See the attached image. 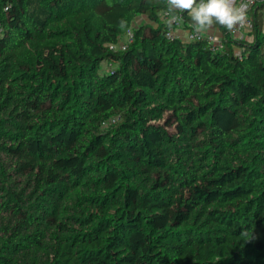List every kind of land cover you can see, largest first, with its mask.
<instances>
[{"label":"trees","instance_id":"obj_1","mask_svg":"<svg viewBox=\"0 0 264 264\" xmlns=\"http://www.w3.org/2000/svg\"><path fill=\"white\" fill-rule=\"evenodd\" d=\"M166 8L0 0V264H264V0L221 49Z\"/></svg>","mask_w":264,"mask_h":264},{"label":"clouds","instance_id":"obj_2","mask_svg":"<svg viewBox=\"0 0 264 264\" xmlns=\"http://www.w3.org/2000/svg\"><path fill=\"white\" fill-rule=\"evenodd\" d=\"M168 12L188 13L194 23L195 30L200 32L219 24L229 31L247 22L249 5H236L235 0H167ZM182 15H171L168 27L171 29L175 22L181 21ZM121 28L125 22H120Z\"/></svg>","mask_w":264,"mask_h":264},{"label":"built area","instance_id":"obj_3","mask_svg":"<svg viewBox=\"0 0 264 264\" xmlns=\"http://www.w3.org/2000/svg\"><path fill=\"white\" fill-rule=\"evenodd\" d=\"M257 0H235V3L237 6H239L241 3H247L249 5L248 7V12H247V22L243 26H237L234 28L232 31L227 30L226 28L222 27L221 31V37H216L213 33H209L206 31H200L197 32L195 30V27L193 26H186L184 23V20L182 19L181 21L175 22L173 27L170 29L168 27V21L171 18V15H181L179 12L175 13H169L168 8L163 9L161 11V19L166 23V36L169 39H176L179 38L181 40H194V39H201L205 38L211 45L212 49H221L223 48V40H222V35L226 33L232 38H238L242 37L248 30L252 28V18L249 14L250 8L256 3ZM4 33V27L0 23V35ZM123 39H119L116 44H111L110 48H119V49H124L127 45V43L132 39L133 37V30L132 28H128L123 35ZM125 38V39H124ZM235 54L241 57V52L239 51L238 48H235ZM114 120V119H113Z\"/></svg>","mask_w":264,"mask_h":264},{"label":"crops","instance_id":"obj_4","mask_svg":"<svg viewBox=\"0 0 264 264\" xmlns=\"http://www.w3.org/2000/svg\"><path fill=\"white\" fill-rule=\"evenodd\" d=\"M202 31H206L209 33H213L216 37H221V31L219 30V28L217 26H212V28L209 29H205ZM105 62L102 63V67H105Z\"/></svg>","mask_w":264,"mask_h":264},{"label":"rangeland","instance_id":"obj_5","mask_svg":"<svg viewBox=\"0 0 264 264\" xmlns=\"http://www.w3.org/2000/svg\"><path fill=\"white\" fill-rule=\"evenodd\" d=\"M145 22V18L143 16H137L134 18V20L132 21V26H137L139 24H142ZM124 36H120L121 39H123ZM125 39V38H124ZM106 66V64H105Z\"/></svg>","mask_w":264,"mask_h":264}]
</instances>
